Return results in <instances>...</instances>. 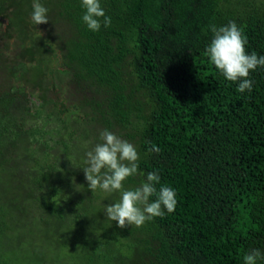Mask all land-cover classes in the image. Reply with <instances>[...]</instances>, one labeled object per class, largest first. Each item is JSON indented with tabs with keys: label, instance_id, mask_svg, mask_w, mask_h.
I'll use <instances>...</instances> for the list:
<instances>
[{
	"label": "trees",
	"instance_id": "16d2710c",
	"mask_svg": "<svg viewBox=\"0 0 264 264\" xmlns=\"http://www.w3.org/2000/svg\"><path fill=\"white\" fill-rule=\"evenodd\" d=\"M100 2L111 26L93 32L82 0H40V25L33 0H0V264H244L264 253V67L241 93L206 55L210 26L230 21L264 55V0ZM105 129L140 156L144 175L124 188L158 171L175 211L141 227L107 219L120 193L93 194L83 171Z\"/></svg>",
	"mask_w": 264,
	"mask_h": 264
},
{
	"label": "clouds",
	"instance_id": "9594fccd",
	"mask_svg": "<svg viewBox=\"0 0 264 264\" xmlns=\"http://www.w3.org/2000/svg\"><path fill=\"white\" fill-rule=\"evenodd\" d=\"M82 7L85 9L82 20L89 30L97 32L102 24L104 27L111 26V17L106 15L100 0H82ZM32 8L33 24L49 22V9L40 0H33ZM210 28L213 39L206 49L210 62L227 80L240 81L238 92H250L253 88L250 72L257 67H264V55L247 51V36L235 21L219 28L215 25ZM40 34L42 36L41 32ZM32 103L38 104V101L33 99ZM100 139L103 142L87 152V167L83 171L93 194L97 189L120 193L118 202L105 206L104 212L108 220L117 222L120 228L129 225L141 227L155 217H162L165 210L169 213L175 211L178 203L177 192L167 185H161L157 189L156 185L161 180L158 171L149 172L140 186L134 189L124 188V182L129 177L144 175L139 171L140 156L134 144L107 129L100 133ZM148 151L159 153L160 149L152 144ZM153 196L156 197L155 200L150 199ZM261 259H264V253L259 249H254L243 257L244 264H257Z\"/></svg>",
	"mask_w": 264,
	"mask_h": 264
},
{
	"label": "rangeland",
	"instance_id": "374dc122",
	"mask_svg": "<svg viewBox=\"0 0 264 264\" xmlns=\"http://www.w3.org/2000/svg\"><path fill=\"white\" fill-rule=\"evenodd\" d=\"M3 41H4V40H3ZM3 41H1V42H0V44H2V43H3ZM6 41H7V43H8V40H6ZM6 41H5V42H6ZM12 53H13V52H12Z\"/></svg>",
	"mask_w": 264,
	"mask_h": 264
}]
</instances>
